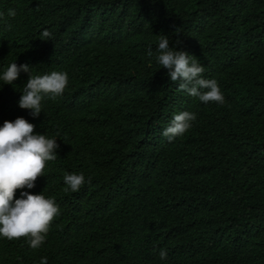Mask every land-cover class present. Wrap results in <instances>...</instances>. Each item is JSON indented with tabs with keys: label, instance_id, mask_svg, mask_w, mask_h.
<instances>
[{
	"label": "trees",
	"instance_id": "1",
	"mask_svg": "<svg viewBox=\"0 0 264 264\" xmlns=\"http://www.w3.org/2000/svg\"><path fill=\"white\" fill-rule=\"evenodd\" d=\"M0 13V76L16 62L69 79L37 118L18 106L29 73L0 80V126L22 116L60 145L25 189L60 215L39 249L0 237V264H264V0H0ZM164 35L224 104L178 90L156 60ZM183 111L197 119L169 142Z\"/></svg>",
	"mask_w": 264,
	"mask_h": 264
},
{
	"label": "clouds",
	"instance_id": "2",
	"mask_svg": "<svg viewBox=\"0 0 264 264\" xmlns=\"http://www.w3.org/2000/svg\"><path fill=\"white\" fill-rule=\"evenodd\" d=\"M7 15L14 18L16 11L9 9ZM3 16L4 13H0V18ZM51 36L45 29L40 39L51 40ZM157 53L156 60L167 69L170 80L179 81L178 90L187 92L203 103H225L218 82L203 77L205 69L194 55L170 47L166 35L160 37ZM147 55H153L151 48ZM21 71L29 73V78L18 106L29 110L30 115L37 118L42 112V101L45 98L55 100L63 95L69 83L68 74L52 71L43 75H32L31 65H18L13 62L0 76V80L13 84ZM196 119L194 112H180L163 130L162 135L171 142L188 132ZM59 148L56 138L36 133L35 125L22 116L14 121L5 120L0 126V237L9 241L27 239L34 250L44 244L55 218L60 215V208L54 198H46L42 192L32 193L25 189L34 188L37 179L45 176L47 162L56 160ZM64 182L67 185L65 191L75 193L84 186L86 179L83 173H73L66 174ZM17 190H20L19 198L15 195ZM159 255L161 259H166V250L161 249ZM40 264H47V258H42Z\"/></svg>",
	"mask_w": 264,
	"mask_h": 264
}]
</instances>
